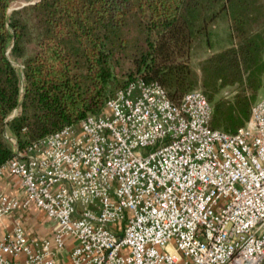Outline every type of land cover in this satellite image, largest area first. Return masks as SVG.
<instances>
[{
    "label": "built area",
    "instance_id": "built-area-1",
    "mask_svg": "<svg viewBox=\"0 0 264 264\" xmlns=\"http://www.w3.org/2000/svg\"><path fill=\"white\" fill-rule=\"evenodd\" d=\"M200 90L171 101L138 77L102 109L20 150L0 166V221L31 204L53 228L20 220L0 236V264H262L264 97L234 133L211 127Z\"/></svg>",
    "mask_w": 264,
    "mask_h": 264
},
{
    "label": "trees",
    "instance_id": "trees-1",
    "mask_svg": "<svg viewBox=\"0 0 264 264\" xmlns=\"http://www.w3.org/2000/svg\"><path fill=\"white\" fill-rule=\"evenodd\" d=\"M15 1L0 0V166L14 157L5 135L25 150L99 112L114 91L138 77L157 82L180 104L198 85L189 64L193 44L221 17L231 13L232 24L239 23L250 3L40 0L10 11ZM234 31L237 43L211 54L202 68L206 89L241 85L231 103L207 97L211 127L229 133L246 124L264 81L262 46ZM13 61L21 62L20 74Z\"/></svg>",
    "mask_w": 264,
    "mask_h": 264
},
{
    "label": "rangeland",
    "instance_id": "rangeland-1",
    "mask_svg": "<svg viewBox=\"0 0 264 264\" xmlns=\"http://www.w3.org/2000/svg\"><path fill=\"white\" fill-rule=\"evenodd\" d=\"M34 0L23 1L16 0L10 7L11 10L18 9L21 5L33 2ZM249 4L246 6L245 10H241L242 13H245V17H241V11L237 9L239 17H241L239 23L233 25L231 16L221 17L215 23H213L206 36H201L193 44L189 56V64L194 72L198 85L194 90L202 91L207 97L212 95L213 101L212 104L219 100H227L230 103L234 100L238 92L241 91V85L236 84L233 86L218 87L216 90L213 88L206 89L202 86L203 83V65L205 60L213 53L221 51L224 48L229 47L231 44L237 43L235 38L237 33H244L250 37L256 38L263 48V57H264V0H249ZM240 8V7H239ZM241 21L243 23H241ZM14 67L18 74L21 73L22 65L20 61H13ZM264 97V81L262 87L258 90L256 99L253 104L258 102ZM252 104V106H253ZM251 106V107H252ZM16 112H14L10 118H12ZM225 125V124H223ZM222 131L229 133L227 128H220ZM8 137V135H6Z\"/></svg>",
    "mask_w": 264,
    "mask_h": 264
},
{
    "label": "crops",
    "instance_id": "crops-1",
    "mask_svg": "<svg viewBox=\"0 0 264 264\" xmlns=\"http://www.w3.org/2000/svg\"><path fill=\"white\" fill-rule=\"evenodd\" d=\"M0 191L8 198H16L19 202L25 199V192L17 176L7 172L0 175ZM14 220H20L26 233L34 238H49L53 233L44 212L31 204L27 209H18L0 221V236L10 230Z\"/></svg>",
    "mask_w": 264,
    "mask_h": 264
},
{
    "label": "water",
    "instance_id": "water-1",
    "mask_svg": "<svg viewBox=\"0 0 264 264\" xmlns=\"http://www.w3.org/2000/svg\"><path fill=\"white\" fill-rule=\"evenodd\" d=\"M39 1H40V0H34L33 2H30V3H27V4H23V5H21L18 9H20V8L26 6V5H33V4H35V3L39 2Z\"/></svg>",
    "mask_w": 264,
    "mask_h": 264
}]
</instances>
